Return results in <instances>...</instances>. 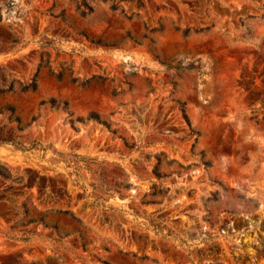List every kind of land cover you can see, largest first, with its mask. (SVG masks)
Wrapping results in <instances>:
<instances>
[{"label": "rangeland", "instance_id": "1", "mask_svg": "<svg viewBox=\"0 0 264 264\" xmlns=\"http://www.w3.org/2000/svg\"><path fill=\"white\" fill-rule=\"evenodd\" d=\"M242 73L264 0H0V264H264Z\"/></svg>", "mask_w": 264, "mask_h": 264}, {"label": "trees", "instance_id": "2", "mask_svg": "<svg viewBox=\"0 0 264 264\" xmlns=\"http://www.w3.org/2000/svg\"><path fill=\"white\" fill-rule=\"evenodd\" d=\"M254 71V70H253ZM255 72V71H254ZM256 74H251L247 76L242 73L239 77L238 85L243 88L249 96V103L260 104L261 108H264V78H261L260 82H256V78L260 77V74L255 76ZM253 114L251 118L256 121H264V111L258 112L257 110H253ZM91 117L98 118L97 114H91ZM188 125H190L189 120H186Z\"/></svg>", "mask_w": 264, "mask_h": 264}]
</instances>
